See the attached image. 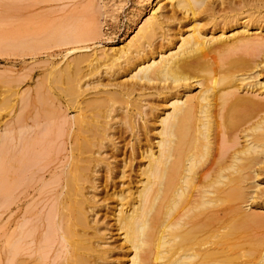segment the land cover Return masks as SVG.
I'll return each instance as SVG.
<instances>
[{
	"label": "bare ground",
	"instance_id": "bare-ground-1",
	"mask_svg": "<svg viewBox=\"0 0 264 264\" xmlns=\"http://www.w3.org/2000/svg\"><path fill=\"white\" fill-rule=\"evenodd\" d=\"M0 1L10 14L0 15V23L8 24L7 29L0 28V43H4L0 54H22L26 23L40 24L45 19L20 13L13 0ZM35 1L24 5L26 11ZM155 1L149 17L122 46L75 55L52 78L59 83L64 103L76 113L66 167L52 178L59 184V193L54 192L58 195L51 198L55 206L43 219L47 244L54 231L64 242L56 237L65 252L60 262L51 263L101 264L109 259L113 246H102L106 243L95 224L94 194L88 195L86 188H96L95 173L101 164L111 172V163L100 156L106 141L115 147L111 129L120 123L136 132L135 120L145 125L142 116L157 105L149 101L150 106L147 98L162 94L155 140L138 151L143 161L136 169L134 188L112 192L117 198L114 226L128 251L124 264H264V200L251 203L264 191L258 180L264 171V76L258 77L264 69V0ZM181 19L185 29H179L183 31L175 42L146 50L168 31L171 21ZM55 25L42 27L41 43L79 42L76 25L68 31ZM89 91L93 96L86 97ZM51 131L48 123L28 147V142H20L16 156L10 136L6 196L24 182L26 171L37 167ZM131 159L121 162L119 177L126 176V167L131 169ZM31 232L28 229L22 236ZM35 259L33 264H40L42 257Z\"/></svg>",
	"mask_w": 264,
	"mask_h": 264
},
{
	"label": "rangeland",
	"instance_id": "rangeland-1",
	"mask_svg": "<svg viewBox=\"0 0 264 264\" xmlns=\"http://www.w3.org/2000/svg\"><path fill=\"white\" fill-rule=\"evenodd\" d=\"M28 1L31 2V0H13L12 3H14L15 8L18 9L20 13H25L28 16L36 13L34 15H39L37 17H41L40 19H43L44 17L46 24L45 22L43 23V21L40 24L36 21H28L25 25L26 34L23 37L22 54H9V56L8 54H0V264H16V261H21L24 264H33L38 255L42 257V259H40V264H53L54 261L57 263V261L60 262L63 259L65 252L62 251L64 249V242H62V240L60 241V236L59 234L57 235L59 231L53 232L54 240L52 239V233L48 238L50 243L48 241L47 244V240L45 239L47 237L45 236L47 235V231L45 230L46 222L43 223L45 221L43 219H46L48 215H51L50 210L55 206L56 200L53 203L51 198L58 195H55L54 192L59 193V184L57 183L58 181H55L58 185L52 182V178L53 181L54 178H58V174H60L59 172L66 167L69 150L67 148L72 143L73 132L75 129L74 126L71 125V122L72 118L75 117L76 112L75 109L64 103L65 97L57 88L59 83H53L52 78L55 74L61 72L75 55L93 54V50L104 48L107 50L122 46L126 40H129L134 36L141 25V22L149 17L151 5H154L156 2L155 0H37L34 5L30 6L31 8L28 7L30 8L28 10L29 13L24 8V5L29 3ZM0 11H2L0 12L1 16L2 14L4 17L10 15L3 10L2 5H0ZM260 11L263 12L262 10ZM7 19L9 21V18ZM10 19H13V17ZM2 23H0V28L7 29L8 24L5 23L7 26L4 27L5 24ZM54 24H56L55 26L58 24V27L62 29L59 28L60 31H64L66 28L65 31H68L69 29L71 30L72 27L70 26L76 25L78 28L77 31H79L78 33L81 32L79 42L68 43L67 40H64L60 43L53 41L48 44L41 43L44 39L42 37L45 36L42 32V27L45 25L46 27H49ZM36 25L39 28L38 30ZM206 26L209 28L210 24H206ZM206 26L203 28H206ZM75 27L73 29L76 30ZM167 29L168 31H164V35H162V37H165H161L160 40L159 37H157L156 42H154L155 40L153 41L155 44L152 43L150 48L146 49L147 51L150 49L154 51L159 49L158 47H166L168 44L175 42L177 39L175 36L183 31L179 29H185L183 19L176 22L171 21ZM169 30L171 32H169ZM165 38L168 39V42H166L167 40H165ZM157 40H159V42ZM3 45V42L0 43V47ZM153 46L155 48H153ZM101 70L103 71L105 68L102 67ZM260 71L261 74L259 73L258 77L262 78L264 76V69H261ZM105 79V76L101 74V80L105 81ZM85 80L90 79L86 78ZM107 87L108 89L111 88L110 90L114 89V86ZM90 91L87 92L85 95L86 97L93 96ZM62 96L64 98H62ZM162 96L163 95L160 94L159 97L155 96L156 99L153 96L147 98V102L150 103V106H152V103H157V105L154 104L153 112L150 111L148 113H151V116L147 114V111L149 110L146 109V114L148 116H142L146 120L145 125L141 127V121L139 122V119L135 120V125L137 127L136 132L135 128L129 129L124 124L120 123L111 129L112 132H114H110L109 134L111 138L113 137L114 140L116 139L114 141L115 147L106 141L101 148L100 154L101 157H104L106 161L111 163V172L110 174L105 172V166L101 164L99 171L95 173L96 181L94 180V185H96V188H86L87 192L89 191L88 195L94 194L92 198L95 209H93V211L97 214L95 218L97 221L95 224L100 228L99 232L104 234L102 239L106 243V245L102 244V246H113V248L110 247L111 250L108 253L109 256L107 255V258L109 259H105L106 261L101 264H124L127 260V247H125L124 243L120 241L121 237L118 236L114 226L113 211L117 205V198L112 192L126 190L127 188L132 190L134 188L136 184L135 181L138 178V171H136V169L138 164H141L143 161V158L138 156V151H140L146 143H151L155 140L154 134L156 133V130L154 127L157 126L155 115L162 109ZM149 101H152V103ZM144 108L146 107H143V109ZM117 116H119V114H117ZM48 123L52 125V131L50 132L51 135H48L50 140L49 142L44 143V148L41 151L42 155L39 158V162L35 164L37 167L35 168L34 165L32 166L34 168L30 167L32 168V171L29 168V171L31 172L27 173L26 171V173H24V182L21 184L16 183L18 185L14 186L10 193L12 195L6 196L4 191L7 182L6 168L8 160H10V158L8 159V146L11 145L13 141V152L16 156L20 148L19 143L28 142L27 144L24 143L28 147L29 142H32L34 137H40L44 126ZM9 131L12 132L10 133ZM54 133L57 137H54ZM67 133L69 135H67ZM10 136H13L14 138L12 141L9 139ZM132 143H134V145L131 150L130 144ZM29 148L32 149V145L29 146ZM126 157L132 158L130 165L131 169L127 167L126 169L124 167L126 170V176L119 177L117 171L120 168L121 162ZM63 165L65 166L64 168ZM50 171L51 174H49ZM33 173H36V175ZM14 174L17 175L16 171ZM258 180L260 188H264V171L260 173ZM261 184H263V187ZM260 194L263 196L264 191L263 194L260 192L258 194L259 197L256 196L255 198L256 201L253 200L251 203L260 202L259 198L260 200H264V198L260 197ZM52 199L54 200V198ZM49 203L51 205H49ZM51 211H53V208ZM22 228L23 232L29 229L32 231L31 233L34 234L27 233V237L23 235L26 238V240H24L25 238L22 236ZM29 235L32 236L30 237ZM40 237L42 238V242ZM56 237L63 245L60 242L56 243ZM37 238L40 243H38ZM25 242H27V245H25ZM40 245L43 247H40ZM36 246L41 249L38 250L39 248H36ZM28 247L31 250L32 248L36 249L35 251H31ZM58 247H60V249ZM46 250H49L50 252ZM36 251H39V253ZM41 251L42 253H40ZM56 252H58V254H56ZM31 259L33 262H30ZM52 261L53 263H51Z\"/></svg>",
	"mask_w": 264,
	"mask_h": 264
}]
</instances>
